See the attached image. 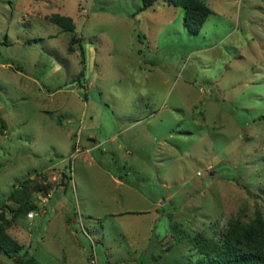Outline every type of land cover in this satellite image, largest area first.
I'll return each mask as SVG.
<instances>
[{"label":"rangeland","instance_id":"374dc122","mask_svg":"<svg viewBox=\"0 0 264 264\" xmlns=\"http://www.w3.org/2000/svg\"><path fill=\"white\" fill-rule=\"evenodd\" d=\"M206 2L196 34L166 0H0V212L41 263L186 264L264 218V0Z\"/></svg>","mask_w":264,"mask_h":264},{"label":"trees","instance_id":"16d2710c","mask_svg":"<svg viewBox=\"0 0 264 264\" xmlns=\"http://www.w3.org/2000/svg\"><path fill=\"white\" fill-rule=\"evenodd\" d=\"M156 1L158 0H142V9L152 6ZM166 1L183 8L186 28L196 34L208 17L214 13L206 0ZM52 21L63 29L73 32L71 39L73 43L80 40L75 34L76 24L71 16L54 14ZM35 190L44 189L38 184ZM10 197L19 204L17 209L10 207V211H13L15 216L38 209L31 201V192L27 191L25 182L20 183L18 188L10 193ZM10 223L11 219L6 216V211L0 212V251L18 264H43L8 232ZM195 247V256L186 264H264V218L258 214L249 222L234 220L218 240L199 234Z\"/></svg>","mask_w":264,"mask_h":264},{"label":"crops","instance_id":"0c3cea01","mask_svg":"<svg viewBox=\"0 0 264 264\" xmlns=\"http://www.w3.org/2000/svg\"><path fill=\"white\" fill-rule=\"evenodd\" d=\"M113 138V140L115 139V137H112ZM94 147V150H92V151H95V150H97V148H100L101 147V145L100 144H96L95 146H93ZM95 147H96V149H95ZM88 152H92V151H90V148H87L86 149ZM93 153V152H92Z\"/></svg>","mask_w":264,"mask_h":264}]
</instances>
